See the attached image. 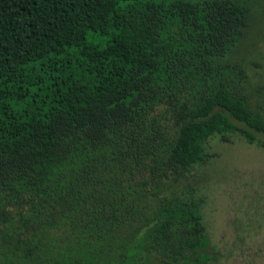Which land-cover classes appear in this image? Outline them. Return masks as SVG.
Listing matches in <instances>:
<instances>
[{
	"label": "trees",
	"instance_id": "16d2710c",
	"mask_svg": "<svg viewBox=\"0 0 264 264\" xmlns=\"http://www.w3.org/2000/svg\"><path fill=\"white\" fill-rule=\"evenodd\" d=\"M251 10L0 0V264L210 258L195 180L214 156L204 143L264 146L245 62L264 14Z\"/></svg>",
	"mask_w": 264,
	"mask_h": 264
},
{
	"label": "rangeland",
	"instance_id": "374dc122",
	"mask_svg": "<svg viewBox=\"0 0 264 264\" xmlns=\"http://www.w3.org/2000/svg\"><path fill=\"white\" fill-rule=\"evenodd\" d=\"M248 2L258 20L264 14V0ZM246 55L249 81L260 87L249 101L262 108L264 117V42L249 41ZM251 62L261 66L254 69ZM257 136L263 140L261 134ZM204 151L214 154L208 165L195 171L205 196L203 218L209 243L204 251L210 258L204 264H264V146L248 144L237 135L224 142L213 134Z\"/></svg>",
	"mask_w": 264,
	"mask_h": 264
}]
</instances>
